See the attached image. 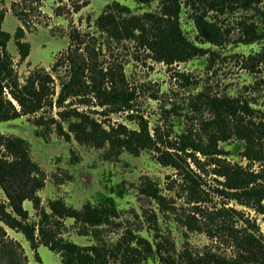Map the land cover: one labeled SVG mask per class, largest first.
Returning a JSON list of instances; mask_svg holds the SVG:
<instances>
[{
	"label": "rangeland",
	"instance_id": "374dc122",
	"mask_svg": "<svg viewBox=\"0 0 264 264\" xmlns=\"http://www.w3.org/2000/svg\"><path fill=\"white\" fill-rule=\"evenodd\" d=\"M25 9L29 24L25 40L31 50L26 60H20L15 31L22 21L12 10V2ZM6 7L3 29L11 34L8 50L14 58L21 82L31 72L45 68L55 78L58 95L61 82L71 76L68 57L80 64V88L64 103L66 108H78L97 118L104 126L125 124L139 128L146 120L149 130L158 141L156 147L142 150L138 155L128 151L114 160L104 156L105 149L83 145L73 134L70 138L55 128L46 129L35 123L44 111L0 121V131L9 136L25 138L33 158L46 174L45 186L39 191L41 206L51 212V200L63 199L81 209L86 203L100 204L107 196L116 201L117 216L111 223L97 227L67 217L61 219V235L81 246L100 244L114 246L126 238L136 244L138 238L149 240L154 246L162 240L174 244L177 253L186 250L200 253L213 250L225 255L234 254L229 243L210 238L205 232L190 231L183 218L196 211L185 188L188 174L206 197L201 207L222 206L243 210L245 215L260 226L264 237V214L228 198L222 190L224 177L218 174L224 163L238 164L255 172L260 163L242 156V142L231 139L221 146L220 156H204L192 150L180 152L177 141L188 131L203 133L204 122L211 117L203 97L231 96L247 99L256 109L264 110V38L252 43L239 42L240 31L235 28L240 15L226 14L223 22L235 28L229 41L222 45L197 39V29L190 7L185 6L181 22L186 35L205 49L201 55L185 62L166 64L155 60L149 50L135 40H117L96 25L97 18L114 3L128 6L131 13L159 12L160 0L141 3L137 0H0ZM264 5V0L261 6ZM225 18V19H224ZM77 33L79 39L71 37ZM60 66L54 69L55 63ZM79 66V65H78ZM112 72L113 74H110ZM109 73V74H108ZM114 76V77H113ZM113 92L126 94L130 107L110 103ZM200 93L203 96L197 98ZM101 94V96H100ZM63 109L55 105L45 111V117L59 118ZM65 130L67 124L65 123ZM39 131V133H38ZM163 152L176 161L165 163ZM145 178L152 180L167 199V206L141 191ZM0 196L6 200L0 187ZM29 221L38 223L39 211L32 201L24 202ZM9 238L18 242L27 257V264H63L61 253L40 244L35 251L23 232L0 221ZM173 252V250H172ZM147 264H164L158 254L149 257ZM0 264H9L0 259Z\"/></svg>",
	"mask_w": 264,
	"mask_h": 264
},
{
	"label": "trees",
	"instance_id": "16d2710c",
	"mask_svg": "<svg viewBox=\"0 0 264 264\" xmlns=\"http://www.w3.org/2000/svg\"><path fill=\"white\" fill-rule=\"evenodd\" d=\"M39 1L36 0L37 3ZM137 1L151 3L154 0ZM261 2L160 0L159 12L142 14H133L128 6L114 3L97 18L96 25L114 39L135 40L149 50L155 60L170 65L188 61L205 52L183 29V7L188 6L192 11L197 39L222 45L229 41L235 28L241 32L239 42L252 43L264 38V5L261 6ZM19 5L17 1L12 2L13 13L22 21L15 31V41L20 60L24 61L30 54L31 45L25 40L29 28L24 17L27 12L25 9L18 10ZM240 12L244 14L239 16L235 28L223 22L224 15ZM6 13V7L0 3V121L40 111L45 113L56 105L63 108L58 112L59 118H46L43 113L35 119V123L46 129L54 127L67 138L73 134L83 145L105 149L104 156L108 160L118 158L123 151L138 155L144 149L157 146L158 141L151 134L146 120H141L138 129L125 124L107 128L89 113L64 106L71 95H76L75 90L80 88V64L71 57L67 61L71 66L70 79L61 82L57 96L55 78L45 68L35 69L25 82H21L14 58L8 50L11 34L3 29ZM71 39L77 40L79 35L74 33ZM59 66L56 62L54 69ZM125 95L124 92H113L109 99L105 95L103 97L110 103H123L130 107L131 98ZM202 96L203 93H200L197 98ZM203 99L211 115L204 122L203 133H183L177 141V150L186 152L190 149L193 156L197 153L220 156L225 152L221 146L223 142L231 139L242 142V156L253 163H260L262 170L255 172L238 164H222L218 170V174L225 179L222 191L228 198L264 214V110L256 109L241 97L206 94ZM167 154L163 152L162 160L176 164ZM188 177L190 182L185 190L196 211L183 218L185 226L190 231L205 232L210 238L228 242L234 254L225 255L210 249L200 253L186 250L179 254L167 239L156 246L145 238H138L136 244L124 238L111 247L100 244L81 246L61 235V219L71 217L93 227L111 223L118 214L115 199L107 196L98 205L86 203L78 209L58 198L50 201L51 212H48L41 206L39 195L45 186L46 174L33 158L29 142L21 136H9L0 131V187L6 197L5 200L0 196V221L23 232L35 251L40 244H44L61 253L63 264H147L146 260L155 254L164 264H264V237L260 226L252 222L243 210L235 207H201L206 197L198 190L194 177L190 174ZM141 191L164 206L168 205L165 196L149 178L142 182ZM27 200L32 201L39 211L38 223L29 221V212L24 206ZM0 259H6L9 264H27L21 245L9 238L3 225H0Z\"/></svg>",
	"mask_w": 264,
	"mask_h": 264
}]
</instances>
